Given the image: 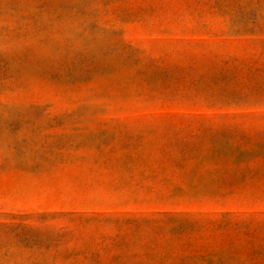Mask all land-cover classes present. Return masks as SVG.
I'll return each instance as SVG.
<instances>
[{
  "label": "rangeland",
  "instance_id": "1",
  "mask_svg": "<svg viewBox=\"0 0 264 264\" xmlns=\"http://www.w3.org/2000/svg\"><path fill=\"white\" fill-rule=\"evenodd\" d=\"M0 264H264V0H0Z\"/></svg>",
  "mask_w": 264,
  "mask_h": 264
}]
</instances>
